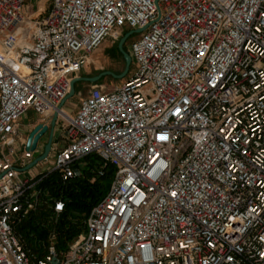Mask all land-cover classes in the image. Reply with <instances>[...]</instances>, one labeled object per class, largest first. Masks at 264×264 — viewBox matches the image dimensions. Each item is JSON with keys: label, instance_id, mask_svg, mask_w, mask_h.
Listing matches in <instances>:
<instances>
[{"label": "built area", "instance_id": "built-area-1", "mask_svg": "<svg viewBox=\"0 0 264 264\" xmlns=\"http://www.w3.org/2000/svg\"><path fill=\"white\" fill-rule=\"evenodd\" d=\"M37 1L0 0V264H264V0ZM146 24L127 81L57 110L91 52ZM29 110L59 133L33 177L14 141ZM88 155L113 168L106 194L32 260L14 226L43 176L80 177Z\"/></svg>", "mask_w": 264, "mask_h": 264}, {"label": "trees", "instance_id": "trees-1", "mask_svg": "<svg viewBox=\"0 0 264 264\" xmlns=\"http://www.w3.org/2000/svg\"><path fill=\"white\" fill-rule=\"evenodd\" d=\"M75 165L81 169L80 177L62 181L56 171L43 176L36 186L39 197L35 208L14 226L15 234L32 260L42 259L50 246L58 253L65 251L68 244L84 232L90 209L109 188L113 168H102L96 155H88ZM54 200L64 202L58 216L52 213Z\"/></svg>", "mask_w": 264, "mask_h": 264}, {"label": "rangeland", "instance_id": "rangeland-1", "mask_svg": "<svg viewBox=\"0 0 264 264\" xmlns=\"http://www.w3.org/2000/svg\"><path fill=\"white\" fill-rule=\"evenodd\" d=\"M39 4H40V1L38 2L37 0H26V6L28 10L36 8ZM127 31L128 30L126 28H122L118 32V36H115L114 34L110 37H107L101 43V45H99L95 49V50L98 49V59L92 62L90 61L88 57L86 63L80 68V70L77 72L75 76L76 77H91L103 71H110L114 74H119L124 68V61L121 58L117 50V43L120 37L123 36V34L126 33ZM135 36L136 34H132L125 41L123 48L126 52H128L129 44ZM132 73H133V64L131 63L127 74L121 79L113 78L109 75H106V76H103L98 82H96L97 84L88 83V82L75 83L74 84V94L64 102L62 108L68 113V115L73 116L75 114L79 101L81 100V98H83L87 94V92L89 91L91 87L97 86L99 88H102L105 91L112 90L116 88L117 86H119L120 84H122L123 82L127 81L131 77ZM37 116L38 115L36 113L29 110L21 117V119L18 121L19 130H18L17 138L14 139L15 144H17L18 140L24 139V135L26 134L28 126L23 127V124L30 123V122L35 123V122L40 121V119L36 118ZM47 139H48V132L44 133L40 137L39 139L40 146H38V148L36 149V152L41 151V145L46 143Z\"/></svg>", "mask_w": 264, "mask_h": 264}, {"label": "water", "instance_id": "water-1", "mask_svg": "<svg viewBox=\"0 0 264 264\" xmlns=\"http://www.w3.org/2000/svg\"><path fill=\"white\" fill-rule=\"evenodd\" d=\"M157 1L158 0H156V2ZM148 24H146L145 26L140 27V28L128 30L118 40L117 50L121 54L122 59L124 61V68L119 74H114L110 71H103V72H100L97 75H94L91 77H76V76L73 77L70 80L69 91L66 94V96L60 101V103L57 105V110H60L62 108L64 102L74 94V84L75 83H78V82L96 83L103 76H106V75H109V76H111L113 78H117V79L123 78L127 74L129 66L131 64V58H130L128 52H126L124 50L123 45L129 36H131L132 34H138V33L142 32L148 26ZM56 118H57V112L54 111L50 120H49V125L38 123L28 132L26 139H25L24 149L26 151H31L32 153H34L36 155L23 168L18 169L20 172H25V171L31 169L32 167H34L35 165L44 161L47 158V156L50 152V149H51L52 141L57 139L59 136L58 131H55V129H54ZM46 132H48V139H47L46 143L43 144L42 150L40 152H36V145L39 142L40 137Z\"/></svg>", "mask_w": 264, "mask_h": 264}, {"label": "crops", "instance_id": "crops-1", "mask_svg": "<svg viewBox=\"0 0 264 264\" xmlns=\"http://www.w3.org/2000/svg\"><path fill=\"white\" fill-rule=\"evenodd\" d=\"M89 59L90 61L94 62L95 60L98 59V49L93 51L89 56ZM75 77V76H74ZM97 84V83H96ZM36 118L40 119V121L38 122H35V123H24L23 124V127H27V131H26V134L24 135V139L26 138L28 132L38 123H42V122H46V117H43V116H37ZM19 130V128H18ZM53 142H56V141H53ZM43 145V144H42ZM42 145H41V150H42ZM36 154L33 155V157L35 156ZM45 168V165L43 163H39L37 165H35L33 168L27 170L26 172H23V174L25 176H29V177H33V176H36L38 175L39 173H41Z\"/></svg>", "mask_w": 264, "mask_h": 264}]
</instances>
